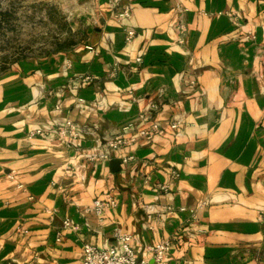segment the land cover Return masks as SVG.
I'll use <instances>...</instances> for the list:
<instances>
[{"label": "crops", "instance_id": "obj_1", "mask_svg": "<svg viewBox=\"0 0 264 264\" xmlns=\"http://www.w3.org/2000/svg\"><path fill=\"white\" fill-rule=\"evenodd\" d=\"M81 3L78 42L0 76V264H80L114 228L138 258L168 241L160 264H264V0ZM149 104L159 133L94 159Z\"/></svg>", "mask_w": 264, "mask_h": 264}, {"label": "built area", "instance_id": "obj_2", "mask_svg": "<svg viewBox=\"0 0 264 264\" xmlns=\"http://www.w3.org/2000/svg\"><path fill=\"white\" fill-rule=\"evenodd\" d=\"M119 0H111V5L113 7L118 6ZM130 15V10L128 6H122L117 12L114 13V19L119 22L121 20L128 19ZM125 41L129 42L135 35L134 31L130 28L124 29ZM246 39H252V36L247 35ZM85 49L93 54L94 50L90 47H85ZM136 62L139 59L135 60ZM88 80V78H85ZM78 104H82L81 99H77ZM155 105L149 104L145 112H142L136 117L137 127L133 133L130 132L133 129L132 123H126L120 127L119 133L107 139L103 144L102 153L95 157L94 159L107 161V153L112 151H119L123 148H130L134 146L139 140L148 142L154 138L159 133V125L153 119V112L155 111ZM171 129L176 128V123H171L169 125ZM56 134L61 138H67L69 140H75L78 138V132L75 124L65 120L58 126L50 129H35L28 134V138L32 137H47L50 134ZM132 159L131 155L120 158L121 164H126ZM9 180L13 179V172L8 174ZM20 187V186H18ZM159 190H164L163 186L159 187ZM114 200L105 195L102 199H94L91 201L90 205L85 209V211H91L96 217H100L101 212L105 208L114 207ZM50 214L49 212H47ZM71 224L68 219H63L61 222V228H70ZM112 236L114 243L106 247H96L90 244H84L81 249V261L80 264H148L150 260L153 264H160L169 250V242L166 240H161L152 245L144 246L141 250V257L136 256L135 250L131 245V236L122 232L119 228H114L112 231ZM58 241V238L55 239Z\"/></svg>", "mask_w": 264, "mask_h": 264}, {"label": "rangeland", "instance_id": "obj_3", "mask_svg": "<svg viewBox=\"0 0 264 264\" xmlns=\"http://www.w3.org/2000/svg\"><path fill=\"white\" fill-rule=\"evenodd\" d=\"M82 0H0V76L16 61L64 52L81 39Z\"/></svg>", "mask_w": 264, "mask_h": 264}, {"label": "water", "instance_id": "obj_4", "mask_svg": "<svg viewBox=\"0 0 264 264\" xmlns=\"http://www.w3.org/2000/svg\"><path fill=\"white\" fill-rule=\"evenodd\" d=\"M112 164H117V161H116V162H114V163H112Z\"/></svg>", "mask_w": 264, "mask_h": 264}]
</instances>
